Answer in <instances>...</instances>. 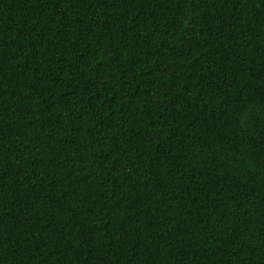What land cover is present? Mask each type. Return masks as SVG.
<instances>
[{
	"label": "trees",
	"instance_id": "1",
	"mask_svg": "<svg viewBox=\"0 0 264 264\" xmlns=\"http://www.w3.org/2000/svg\"><path fill=\"white\" fill-rule=\"evenodd\" d=\"M0 264H264V0H0Z\"/></svg>",
	"mask_w": 264,
	"mask_h": 264
}]
</instances>
